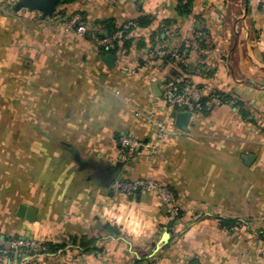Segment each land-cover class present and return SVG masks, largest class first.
Here are the masks:
<instances>
[{
	"label": "crops",
	"instance_id": "obj_1",
	"mask_svg": "<svg viewBox=\"0 0 264 264\" xmlns=\"http://www.w3.org/2000/svg\"><path fill=\"white\" fill-rule=\"evenodd\" d=\"M19 1L0 0V54L20 71L16 112L36 119L37 132L44 117L43 132L84 158L116 163L125 160L123 137L139 142L117 179L169 187L179 216L171 221L155 193L115 194L67 163L59 189L58 174L51 192L39 187L24 199L0 189V264H264V0H74L45 20L16 12ZM75 15L86 34L70 25ZM128 23L130 46L122 38L116 53L102 54L96 40ZM108 53L113 69L102 60ZM171 84L222 103L191 112L184 130L172 117L182 111L164 100ZM155 120L166 121L167 136L158 137ZM20 205L35 208L36 220L19 217ZM14 240L64 247L14 252Z\"/></svg>",
	"mask_w": 264,
	"mask_h": 264
},
{
	"label": "rangeland",
	"instance_id": "obj_2",
	"mask_svg": "<svg viewBox=\"0 0 264 264\" xmlns=\"http://www.w3.org/2000/svg\"><path fill=\"white\" fill-rule=\"evenodd\" d=\"M12 59L13 56L4 51L0 54V189L8 195L17 191L24 199L34 191L37 193L39 187L51 192V187L55 189L57 174L61 177L62 170L68 169L65 165L70 163L71 170H77V164L59 146L61 135L43 132L46 127L44 117H39L37 132L36 119L32 121L30 117H21L16 112L14 83L20 71L13 67ZM21 88L26 92L30 89L18 86L17 90ZM23 105L29 113L31 105L28 102ZM40 113L42 111L38 115ZM64 179L65 175L61 177L57 189Z\"/></svg>",
	"mask_w": 264,
	"mask_h": 264
},
{
	"label": "built area",
	"instance_id": "obj_3",
	"mask_svg": "<svg viewBox=\"0 0 264 264\" xmlns=\"http://www.w3.org/2000/svg\"><path fill=\"white\" fill-rule=\"evenodd\" d=\"M70 25L76 28V32L79 35L86 34V27L80 15H75L70 19ZM134 26L133 23H128L123 31L117 32L112 36L99 38L96 40L97 45L105 51H110L116 47L117 42L123 38L124 31ZM161 55V54H160ZM171 58L174 61L185 63L186 55L184 53H171ZM164 100L168 107L178 111H205L211 112L215 107L221 105L222 101L218 98L211 99L210 101L203 102L200 91L194 88L190 84L169 85L164 92ZM154 125L157 131V135L163 138L169 134V129L166 121L155 120ZM121 145L125 152V159L130 161L132 159L133 152L136 148H139L141 144L129 137H123L121 139ZM110 191L115 194L125 196H135L140 192L155 193L158 198L170 208V220L174 221L179 216V210L174 206L175 193L169 187L158 183L154 180L141 179L136 181H126L116 179L110 186ZM11 251L17 252L21 249L31 250H44V248L34 241H21L14 240L10 245Z\"/></svg>",
	"mask_w": 264,
	"mask_h": 264
},
{
	"label": "water",
	"instance_id": "obj_4",
	"mask_svg": "<svg viewBox=\"0 0 264 264\" xmlns=\"http://www.w3.org/2000/svg\"><path fill=\"white\" fill-rule=\"evenodd\" d=\"M64 4L65 0H20L14 7V10L18 12L22 9H27L32 12H39L41 13L42 19L45 20L54 17L59 6ZM247 11L248 4L246 6V12ZM102 60L110 69L115 67L116 57L113 54H106ZM172 117L176 119L177 125L180 128L187 130L192 113L189 111L174 112ZM59 146L70 154L71 160L77 164L78 171L87 172L89 174V179L97 180L102 187L109 190L112 183L120 176L122 170L128 164V160H123L122 158L116 163L92 157L84 158L81 156L79 150L66 142H60ZM243 159L247 165L251 166L256 156L250 154L244 156ZM17 214L19 217L26 218L29 221H35L37 218V210L32 207H27L26 205H20ZM167 236L168 234L164 237V240H166ZM191 264H198V261H194Z\"/></svg>",
	"mask_w": 264,
	"mask_h": 264
},
{
	"label": "trees",
	"instance_id": "obj_5",
	"mask_svg": "<svg viewBox=\"0 0 264 264\" xmlns=\"http://www.w3.org/2000/svg\"><path fill=\"white\" fill-rule=\"evenodd\" d=\"M73 1L74 0H65V3H71ZM144 22H145L144 18H140L137 21V25H138L137 27H142L143 25H145ZM117 31L118 30H113L111 32L114 34ZM128 32H130V31H128ZM128 32H126L127 35H128ZM101 38H104V37H101ZM121 42H123V47L124 48L125 47L128 48L130 46V44H131L130 43L131 41L129 39H127L126 37L123 38V40ZM119 45H120V43H117L116 44V47L114 49L110 50V52L116 53L117 50H118V48H119ZM101 52H102V54L107 53V52H105L104 49H101ZM232 225H234V222L233 221H230V220H223L222 221V226L231 227ZM81 244H82V246H87L89 244H92V241H88L87 243L85 242V243H81ZM41 246L44 248V250H40L39 251L40 254H52V253H56V252H58L59 250H61L64 247V245H60V244L54 245V244H50V243L41 244ZM4 252H5V248H4V246L2 244H0V254H4Z\"/></svg>",
	"mask_w": 264,
	"mask_h": 264
}]
</instances>
